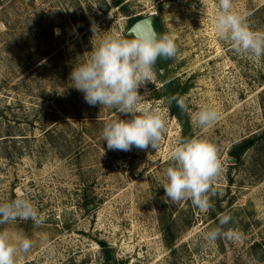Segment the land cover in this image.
Returning <instances> with one entry per match:
<instances>
[{
	"label": "rangeland",
	"instance_id": "374dc122",
	"mask_svg": "<svg viewBox=\"0 0 264 264\" xmlns=\"http://www.w3.org/2000/svg\"><path fill=\"white\" fill-rule=\"evenodd\" d=\"M216 4L0 0V203L22 196L42 218L0 224L33 242L16 264H264V56L237 55L215 36ZM231 5L264 32V0ZM150 15L178 49L158 58L152 82L138 89L166 131L157 150H109L105 120L131 116L87 104L69 74L106 33L125 37L131 20ZM203 106L218 113L208 128L191 119ZM188 138L212 143L222 165L207 212L190 200L172 203L162 186L168 153ZM251 138L254 148L233 163L231 149ZM224 214L231 219L222 230L238 238L206 241Z\"/></svg>",
	"mask_w": 264,
	"mask_h": 264
},
{
	"label": "clouds",
	"instance_id": "9594fccd",
	"mask_svg": "<svg viewBox=\"0 0 264 264\" xmlns=\"http://www.w3.org/2000/svg\"><path fill=\"white\" fill-rule=\"evenodd\" d=\"M210 22L215 36L237 55L264 56V32L253 31L244 17L232 10L231 0H217ZM95 30L93 26L92 31ZM54 34L59 35V29ZM128 35L131 38L106 33L83 62L73 66L68 81L90 106L100 105L131 116L105 120L102 140L109 150L127 152L133 147L157 150L166 122L160 111L140 105L144 96L138 94V89L152 82L158 58L177 56V45L170 34L158 35L154 30ZM171 101L181 111L187 110L183 98L173 96ZM217 118V111L208 106L200 107L191 115L193 124L199 128L210 127ZM168 157L172 163L165 170L166 183L162 185L167 200L172 203L190 200L201 212H207L212 207L211 184L222 168L216 147L203 139L188 138L173 147ZM17 219L42 223L33 204L22 196L0 203V224ZM218 219L220 226L205 233L206 241L238 238L235 232L222 230L231 219L229 215H220ZM32 246L33 242L22 234L11 237L7 232H0V264H16L17 255L28 253Z\"/></svg>",
	"mask_w": 264,
	"mask_h": 264
},
{
	"label": "trees",
	"instance_id": "16d2710c",
	"mask_svg": "<svg viewBox=\"0 0 264 264\" xmlns=\"http://www.w3.org/2000/svg\"><path fill=\"white\" fill-rule=\"evenodd\" d=\"M139 19L141 18H135L131 20L129 23V27L132 26ZM154 28H155V21H154ZM126 38H129V37H126ZM263 115H264V112H263ZM253 140H254L253 138L246 139L231 149V151L229 152V157L233 161V163H239L243 153L250 151L251 149L254 148L256 141L254 142Z\"/></svg>",
	"mask_w": 264,
	"mask_h": 264
},
{
	"label": "water",
	"instance_id": "95a60500",
	"mask_svg": "<svg viewBox=\"0 0 264 264\" xmlns=\"http://www.w3.org/2000/svg\"><path fill=\"white\" fill-rule=\"evenodd\" d=\"M154 18L153 16H147L145 18H142L138 21H136L132 26L128 28V30L125 33L126 37H130L128 34L131 33H139L140 31H152L154 30L153 27ZM155 31V30H154ZM162 74V72H161Z\"/></svg>",
	"mask_w": 264,
	"mask_h": 264
},
{
	"label": "flooded vegetation",
	"instance_id": "af4514ba",
	"mask_svg": "<svg viewBox=\"0 0 264 264\" xmlns=\"http://www.w3.org/2000/svg\"><path fill=\"white\" fill-rule=\"evenodd\" d=\"M142 19V18H141ZM140 20V19H139Z\"/></svg>",
	"mask_w": 264,
	"mask_h": 264
}]
</instances>
